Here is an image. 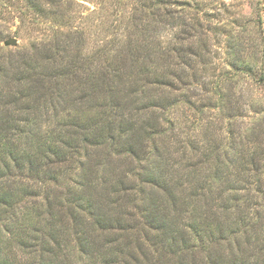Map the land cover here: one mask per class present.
Listing matches in <instances>:
<instances>
[{"label": "trees", "instance_id": "trees-1", "mask_svg": "<svg viewBox=\"0 0 264 264\" xmlns=\"http://www.w3.org/2000/svg\"><path fill=\"white\" fill-rule=\"evenodd\" d=\"M136 2L138 18L146 17L153 25L134 28L135 36L128 41L132 51H126L120 65L117 57L108 55L96 76L80 81L86 109L72 101L73 112L63 123L41 133L43 79L34 80L27 67L19 71L22 76L16 74L22 88L10 92L0 87V264H32L30 259L37 264H74L69 257L74 237L76 261L85 264H150L149 255L162 245L165 253L177 257L173 264H186L185 254L196 264L199 253L204 254H199L202 264H264V205L246 185L250 180L243 179L257 161L255 152L237 154L234 137L229 146L213 138L200 148L187 134L183 148L177 139L172 152L170 138L182 127L177 121L168 122L167 129L163 126L167 114L177 112L181 103L176 92L183 65L190 67L196 54L192 30L202 18L196 13L187 20V3L171 12L169 0ZM166 16L189 27L186 37H176L167 49L161 38ZM186 41L187 48L181 50L178 46ZM6 77L0 75V82ZM214 86L218 90L219 82ZM230 132L233 136L234 129ZM161 134L165 145L155 141ZM143 140L152 144L143 145ZM102 142L107 155L103 161H80L76 173L68 166L51 167L79 155L75 152L84 146L91 150ZM121 152L139 159L138 168L129 171L138 181H126L127 187L112 172L109 159ZM47 181L62 186L50 195ZM126 203L133 213L126 212ZM92 229L99 233L92 234Z\"/></svg>", "mask_w": 264, "mask_h": 264}, {"label": "rangeland", "instance_id": "rangeland-1", "mask_svg": "<svg viewBox=\"0 0 264 264\" xmlns=\"http://www.w3.org/2000/svg\"><path fill=\"white\" fill-rule=\"evenodd\" d=\"M136 1L0 0V75L1 77L4 73L7 75L6 79L0 82V87L10 92L22 88L16 74L22 76V72L19 71H25L27 67H30V73H34V80L37 79L39 82L43 79L41 90L46 89L44 91L46 94L42 99L46 103L40 112L41 133L60 121L63 123L66 116L73 112L72 101L75 100L76 105L82 104V108L87 107L88 99L82 95L80 81L90 74L96 76L101 71L102 64H105L106 57H117V63L120 65L128 54L126 51L129 50V54L132 51L131 43L128 41L130 36H135L134 28L148 22L149 25H153L146 17L141 20L138 18L140 10ZM175 2L169 0L167 4L169 11L182 10L187 3L190 7L185 13V18L188 20V16L197 13L202 19H199L195 30H192L194 34L191 32L194 35L192 40L196 54L190 56L193 60L190 67L183 65L181 84L176 92L177 100H181V103L177 107V112L168 113L169 120L163 121L164 129H167L168 122L175 124V121L182 127L181 130L178 128L177 136H171L169 148L172 149L177 143L176 140L181 139L182 149L185 134L190 136V140L198 143L200 148L213 138H217L220 145L229 146L230 140L234 137L233 145H236L237 154L255 152L257 161L249 167L251 172L243 179L246 182L250 180L246 185L254 189L253 194H257L256 200L263 206L264 0H175ZM165 19L162 23L161 38L167 49L176 37L185 38L184 32L189 27L174 22L175 20L169 16ZM10 37L16 39L15 45L5 44ZM187 45L186 41L178 47L182 50L186 49ZM216 82H219L218 90H215ZM187 100L191 101L192 107ZM232 107L234 112L228 118ZM227 121L230 123L227 124ZM232 128L233 136L230 132ZM116 130L115 133L118 134ZM170 133L168 131V134ZM154 137L159 145H165L162 134ZM142 144L150 145L152 142L143 140ZM86 147L75 152L79 155H69L65 163L54 162L51 167L57 169L68 166L71 170L74 168L73 173H76L79 171L78 164L83 160L86 164H91L94 160H105L107 155H104L106 148L103 142L98 148L93 147V150H87ZM176 149L177 146L172 152H176ZM84 153L88 154L86 156L88 161L82 157ZM109 157L113 166L112 172L120 175L124 180V187H127L128 180H132L130 183L133 185L137 183V175L129 172L139 164L135 154L121 152ZM236 163L235 161L234 165ZM98 170L102 171V166ZM63 179L66 183L70 181L68 175ZM47 183L46 187L53 190L50 195H53L58 186H62V183L57 184L54 181ZM43 197L42 193L38 194L37 203L40 204ZM126 207L127 213L128 211L133 213L132 205L126 203ZM129 216L125 215V219L131 223L132 217ZM91 233L99 231L92 229ZM75 239L74 237L69 242L71 245L69 257L75 259L74 264H85L79 258L76 261L75 250L78 244ZM74 243L75 250L72 248ZM165 249L164 245L157 250L154 249L149 255L150 264L154 262L173 264L178 261L177 257L165 253ZM199 254L204 257L203 253ZM199 254L194 257L196 264L204 263ZM184 256L182 262L193 263L189 254ZM29 262L37 264L34 259H30Z\"/></svg>", "mask_w": 264, "mask_h": 264}, {"label": "water", "instance_id": "water-1", "mask_svg": "<svg viewBox=\"0 0 264 264\" xmlns=\"http://www.w3.org/2000/svg\"><path fill=\"white\" fill-rule=\"evenodd\" d=\"M16 43V39L15 38H8L6 41H5V44H8V45H15Z\"/></svg>", "mask_w": 264, "mask_h": 264}]
</instances>
